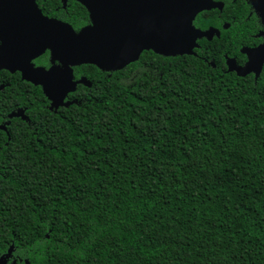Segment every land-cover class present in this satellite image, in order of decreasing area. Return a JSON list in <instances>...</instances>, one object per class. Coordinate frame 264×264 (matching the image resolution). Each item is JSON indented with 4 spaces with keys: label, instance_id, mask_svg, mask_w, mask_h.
<instances>
[{
    "label": "trees",
    "instance_id": "trees-1",
    "mask_svg": "<svg viewBox=\"0 0 264 264\" xmlns=\"http://www.w3.org/2000/svg\"><path fill=\"white\" fill-rule=\"evenodd\" d=\"M75 5L80 27L88 13ZM229 33L197 56L77 67L92 88L56 113L45 98L33 107L32 127L0 151V257L264 264V70L226 72Z\"/></svg>",
    "mask_w": 264,
    "mask_h": 264
},
{
    "label": "water",
    "instance_id": "water-1",
    "mask_svg": "<svg viewBox=\"0 0 264 264\" xmlns=\"http://www.w3.org/2000/svg\"><path fill=\"white\" fill-rule=\"evenodd\" d=\"M62 1L66 5L67 0ZM76 1L87 9L91 25L76 32L71 25L56 20V34L51 37L56 67L33 71L31 65V75L26 77L22 70L23 78L30 82L39 84V78L44 80L41 85L45 96L56 111L75 103L66 99L78 86L92 88L88 78L75 79L77 67L91 65L102 72H119L138 62L144 51L167 58L192 56L199 47L197 40L211 38L215 32H201L193 25L200 13L216 7L211 0ZM253 2L264 20V0ZM31 13L38 17L42 14L34 1L29 2L28 16ZM30 33L34 31L30 29ZM247 54L249 62L243 68L228 61V73L236 72L241 78L254 73L257 81L264 65V47ZM12 250L0 257V264H8Z\"/></svg>",
    "mask_w": 264,
    "mask_h": 264
},
{
    "label": "flooded vegetation",
    "instance_id": "flooded-vegetation-1",
    "mask_svg": "<svg viewBox=\"0 0 264 264\" xmlns=\"http://www.w3.org/2000/svg\"><path fill=\"white\" fill-rule=\"evenodd\" d=\"M32 1L42 13L41 17L35 13L36 16L32 13L28 16L29 2ZM211 1L216 7L200 13L193 25L201 32H215L211 38L203 36L197 40L199 47L194 50L192 56H197L202 44L215 43L222 39L225 33L230 32L229 37L235 43V49L223 54L226 72L228 73V61L238 68H243L249 62L247 53L264 47V20L253 0ZM75 3L78 2L67 0L65 5L62 0H0V151L11 146L13 135L26 127H32L29 115L31 109L35 107L38 111H43L44 98L48 102L47 109L56 113V109H51V101L45 96L44 87L41 85L44 80L39 78V84H36L24 79L23 74L25 73V77L31 75L32 67L33 71H49L56 67L51 41V37L56 34V20L71 25L76 32L91 25L88 11L80 3L78 4L88 13V23L80 27L73 25L72 15L75 13H70L69 10L75 8ZM25 16L28 17L24 19ZM30 29L34 31L33 34ZM145 53L155 54L153 51H144L141 57ZM206 61L213 68L216 67L214 59ZM263 70L264 65L261 75ZM247 77L256 80L254 73ZM71 95L66 102L72 101L69 99Z\"/></svg>",
    "mask_w": 264,
    "mask_h": 264
}]
</instances>
